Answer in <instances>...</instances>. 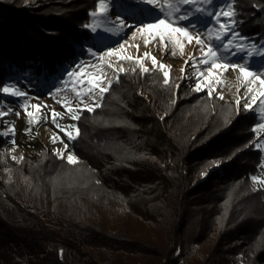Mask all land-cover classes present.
<instances>
[{"label": "trees", "instance_id": "trees-1", "mask_svg": "<svg viewBox=\"0 0 264 264\" xmlns=\"http://www.w3.org/2000/svg\"><path fill=\"white\" fill-rule=\"evenodd\" d=\"M97 2L0 0V85L53 82L79 44L101 40L83 27ZM236 10L240 35L264 44V0ZM240 109L137 69L80 114L76 165L47 147L17 164L0 136V264H264L258 116ZM138 186L148 190L132 197ZM194 245L204 261L187 258Z\"/></svg>", "mask_w": 264, "mask_h": 264}, {"label": "snow or ice", "instance_id": "snow-or-ice-1", "mask_svg": "<svg viewBox=\"0 0 264 264\" xmlns=\"http://www.w3.org/2000/svg\"><path fill=\"white\" fill-rule=\"evenodd\" d=\"M237 3L238 0H222V2H218V0H163V3H161V0H131L128 6L139 12L143 19L137 20L135 24H129L127 18L122 17L120 13L115 14L114 20H109L113 0H98L95 10L89 14L93 22L85 24L83 27L95 33L102 24L109 22L113 27L105 28V31L120 36L130 29L131 35H123L122 41L118 42L117 46H110L99 55L89 47L87 53L94 58L95 63L78 60L66 68L64 75L59 78V86L55 87V91L52 93L53 98L71 85V91L75 94L78 103L73 107L71 102L62 103L59 100L57 101L70 114V119L79 121L80 113L84 111L93 112L95 108L100 107L98 101L103 98L104 93L109 90L112 83L111 80L105 79L106 74L103 71H96V69L106 66L117 74L127 71L122 66L117 69L113 63H105L106 59L111 61L113 57L117 61H133L139 65L141 74L149 71L144 67L143 59H150L153 68L162 73L164 85H169V69L171 66L157 61L150 52H145L142 57L137 56L136 58L122 55L128 40L140 34L145 38V47L151 42L148 37H151L153 41L159 42L163 53H167V43L170 42L173 46L170 54L173 57L177 55V48L182 56L185 44H191L194 41L198 55H190L189 60L184 62L187 66L191 61V67L194 70L199 69L192 91L197 93L204 91L209 98H212L215 92V98L223 100V92L217 91V87L222 88L224 82L218 79V76H222L231 69L238 74L237 81L245 90V95L237 97L234 101L236 113L239 114L241 110V100L244 101L243 111L254 113L253 101L256 100V89L251 85L257 82L264 85V70H262L264 69V44L258 46L240 35L237 30L238 25L241 23V20L237 19L239 15L236 10ZM138 50L139 46L137 45ZM234 57L237 59H233ZM256 58H260L262 62L256 70H253L252 65L256 63ZM132 71L135 72L136 70L133 69ZM181 74V80H183L186 76L184 68H181ZM19 83H23V81H9L4 85H0V95L11 96L16 99L23 98L19 107L28 118L29 127L25 129V132L31 134L32 126L40 123V119L36 118L35 113L29 109L39 111L41 106L29 102V95L25 90L26 86L21 88ZM176 88H179V84L176 85ZM239 91L240 88L237 87V92ZM85 97H88L92 103L89 104ZM260 97L258 107L264 105V91L260 92ZM173 103H175L174 100ZM11 114H15L17 117L20 116L19 111L9 107L6 110H0V120ZM58 118L62 119L63 114L56 112L54 109L51 110V122L56 125L59 131L54 133L50 140L53 144L59 142L64 145L63 149H54L53 155L61 160L66 159L69 165H76L79 163L78 157L73 152L68 151L69 145L65 143L64 138L59 133H63L68 141H75L80 135L79 128L76 124H70L62 128L57 123ZM45 123H47L46 119ZM261 130H264V121L258 123L252 129L257 134ZM14 133L15 125L11 124L8 125L7 131L0 132V136H14ZM11 143L14 151L16 147L15 140L12 139ZM253 144L257 149L264 150V137L258 135L257 141ZM65 152H67L66 156ZM12 159L23 160V157L13 156ZM214 166L218 167L219 165L217 163ZM202 175H206V173H202ZM251 179L254 184L258 183L261 187H264V178L252 176Z\"/></svg>", "mask_w": 264, "mask_h": 264}, {"label": "rangeland", "instance_id": "rangeland-1", "mask_svg": "<svg viewBox=\"0 0 264 264\" xmlns=\"http://www.w3.org/2000/svg\"><path fill=\"white\" fill-rule=\"evenodd\" d=\"M131 0H113L112 8L110 9V16L109 20L115 19V14L120 13L122 17L127 18V23L129 24H135L137 20H140L135 9L129 7V3ZM161 3H163V0H161ZM116 4V5H115ZM132 11H136V15L134 16ZM142 19V18H141ZM151 19V17H149ZM186 23V22H184ZM113 25L109 22H105L98 28L99 35L101 37L100 39L92 38L90 41L85 42L83 45L79 44L77 47L79 48V56L71 62L67 67L61 69L60 74L56 77V79L53 80V82H34L31 77L24 76L21 78H17L16 80L10 79V81H23V83H19V86L21 88H25L29 95V102L31 104H38L40 105L39 111L35 109H29L30 111H33L36 115V118L40 119V123L34 124L32 126L31 134H26L25 129L29 127L28 125V118L26 117L24 111L19 107L21 102L23 101V98H13L11 96H7V99L4 103V106L0 108V110H6L7 108L11 107L15 111L20 112V116L17 117L15 114H11L7 117H4L3 120H0V132L7 131L8 125L14 124L15 125V133L14 136L9 135L6 138L9 140V147L5 150H8V153L10 155V158L12 159L13 156L20 158L23 157V159L26 156L36 157L39 154L42 153V150L47 147L50 148L52 151L54 149H63L64 145L57 142L56 144H53L50 140V137L53 136L54 133H57L59 130L56 127V125H53L51 122V110H55L58 113L63 114V118H58L57 123L60 125V127H66L70 124H76L77 121H73L70 119V114L66 112V110L62 107L61 103H57V101H61L62 103L71 102V105L74 107L78 101L75 96V94L71 91V85L68 89L62 91L61 93L57 94L55 98H53L52 93L55 91V87H58V81L59 78L64 75L65 69L70 67L72 64L76 63L78 60H82L89 63H95L94 58L88 55L87 49L91 47L94 51L97 52L99 55L102 51L107 50L110 46H117L118 42L122 41L123 35L127 34L128 36L131 35V30H126V33H122L120 36L114 35L112 32L105 31V28H111ZM144 37H142L140 34H137L136 37L130 38L128 40V44L125 47L124 52L122 55L124 56H132L133 58H136L137 56H143V53L150 52L152 56L156 58L157 61L162 62L165 65H170V80L172 77L179 78L181 80V68H184L186 76L182 82L187 84L190 88L194 87L196 76L198 75L199 69L194 70L191 67V61H189V65H185V60H189V56L198 53L196 52V46L193 41L191 44H185L184 47V54L181 56L180 50L177 48L176 52L177 55L173 57L170 53L172 51L173 46L170 42L167 43V53H163L161 50V46L158 41H153L151 37H148V39L151 41L147 47L144 45ZM137 45L139 46V50L137 51ZM233 59H237L234 57ZM111 62L113 63L116 68L119 67L125 68L127 71H132L133 69L137 70L139 69V65L134 63L130 60H123V61H117L115 57L111 58V61H108L106 59L105 63ZM144 67L149 69L148 73L155 70L153 68L152 62L150 59H143ZM261 60H256V63L252 65L253 70H256ZM158 70V69H157ZM264 70V69H262ZM96 71H103L106 76V80H111V86L113 83L117 80V75L124 73H114L112 69L107 68L106 66L103 68H97ZM125 72V73H126ZM214 75H216L214 73ZM237 73L233 72L231 69H229L226 73H224L222 76H218V79L222 80L224 82L223 87H217V91H222L224 95L223 101H235L237 97H243L245 95V90L243 86L237 81ZM177 84L180 85V82H177ZM110 86V87H111ZM237 87L240 88V91L237 92ZM251 87L256 89L255 95L256 100L253 101V108H255V114L258 116V123L264 121V105L257 106L260 102V92L264 91V85H260L258 82L256 84L251 85ZM110 89V88H109ZM109 91V90H108ZM107 91V92H108ZM106 92V93H107ZM104 93L103 98L99 100L98 102L101 104L104 100V97L106 95ZM146 97H148L146 94H144ZM213 95H216L215 92ZM85 100L91 104L92 101L85 97ZM244 101L241 100V107L243 108ZM47 106V107H44ZM247 113H252L251 111ZM81 114V113H80ZM45 119L47 120V123H45ZM61 137L64 138L65 143L69 145L68 151L73 152L77 157L78 160H80L79 156L75 153L73 150V141H68L66 137H64L63 133H59ZM259 136L264 137V130H261L258 133ZM15 140V150L13 151V144L11 143V140ZM257 141V139H256ZM263 154V162L262 165H264V150L259 149ZM67 155V152H65V156ZM13 160V159H12ZM66 160V159H65ZM17 164H21L22 160H13ZM170 164V157L164 162V165ZM260 168V172L256 175L258 177L264 178V167ZM216 171L219 172V174L223 175V170L220 168V166L216 167ZM206 179V176L204 175V181ZM142 185V184H140ZM257 187L264 189V187H261L258 183L256 184ZM137 191H135L132 194V197H140L142 194L146 193L148 189H142L144 188L139 187ZM139 190V193H138ZM129 193H127L128 195ZM137 195V196H136ZM199 258L201 261H204L206 259V255L202 251V249L198 245H194L190 252L187 253V258H193V257ZM250 259V261L248 260ZM253 260L249 257H244V255H241V260H239L238 264H247L251 263ZM190 264V263H187Z\"/></svg>", "mask_w": 264, "mask_h": 264}]
</instances>
